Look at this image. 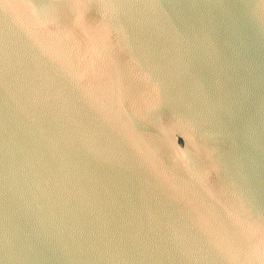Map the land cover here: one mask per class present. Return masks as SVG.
Here are the masks:
<instances>
[{
    "label": "water",
    "instance_id": "water-1",
    "mask_svg": "<svg viewBox=\"0 0 264 264\" xmlns=\"http://www.w3.org/2000/svg\"><path fill=\"white\" fill-rule=\"evenodd\" d=\"M0 264H264V0H0Z\"/></svg>",
    "mask_w": 264,
    "mask_h": 264
}]
</instances>
